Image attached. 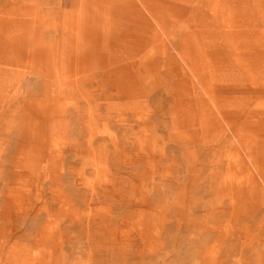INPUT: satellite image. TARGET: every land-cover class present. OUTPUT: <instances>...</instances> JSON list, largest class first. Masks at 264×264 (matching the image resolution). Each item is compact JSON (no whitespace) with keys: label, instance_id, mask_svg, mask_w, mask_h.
<instances>
[{"label":"rangeland","instance_id":"rangeland-1","mask_svg":"<svg viewBox=\"0 0 264 264\" xmlns=\"http://www.w3.org/2000/svg\"><path fill=\"white\" fill-rule=\"evenodd\" d=\"M0 264H264V0H0Z\"/></svg>","mask_w":264,"mask_h":264},{"label":"bare ground","instance_id":"bare-ground-1","mask_svg":"<svg viewBox=\"0 0 264 264\" xmlns=\"http://www.w3.org/2000/svg\"><path fill=\"white\" fill-rule=\"evenodd\" d=\"M100 11H101V10H100ZM166 11H167V10H166ZM76 28H77V27H76ZM150 55H151V54H150ZM150 55H149V56H150ZM149 56H148V57H149ZM149 59H150V58H149ZM151 61H152V60H151ZM143 62H144V61H143ZM146 62H147V60H146ZM140 63H141V62H140ZM144 64H146V63H144Z\"/></svg>","mask_w":264,"mask_h":264}]
</instances>
